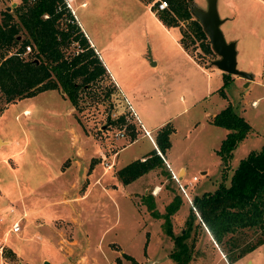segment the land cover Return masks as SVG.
<instances>
[{
	"label": "rangeland",
	"instance_id": "1",
	"mask_svg": "<svg viewBox=\"0 0 264 264\" xmlns=\"http://www.w3.org/2000/svg\"><path fill=\"white\" fill-rule=\"evenodd\" d=\"M154 1H150L153 11ZM193 1L205 7L206 0ZM72 4L122 88L98 80L78 91L73 110L59 89L6 104L0 99V135L11 140L0 148V264H135L123 252L138 264H175L169 256L175 248L173 240L163 231L162 218L150 215L143 195L151 194L160 212L174 194L179 196V210L170 215L172 231L178 234L193 210V196L212 190L221 179L222 165L212 147L218 146L224 128L208 122L209 113L230 103L250 125L246 138L232 150V165L264 141V0H216L223 36L235 42L236 66L251 74L249 79L230 74L222 86V71L213 64L217 54L200 49L188 20L179 21L187 31L186 51L203 72L190 63L186 67L188 62L178 53L177 29H163L143 2L72 0ZM7 5L12 3L0 0V11ZM154 57L157 63L151 66ZM128 90L138 121L122 92ZM140 119L146 124L160 126L168 121L172 125L170 151L187 165L180 182L191 203L169 176L162 158V165L129 184L109 177L118 164L149 151ZM121 128L124 135L116 137ZM131 132L136 133L133 141ZM72 137L83 150L97 153L93 157L98 160L97 172L106 171L100 182L87 176L88 158L67 166L74 153L75 146L69 147ZM97 149L109 161L116 156L111 167L103 168ZM231 170L229 164L225 184ZM15 218H20L17 233L8 231ZM197 221L195 217L185 239L191 244L186 264H264V241L241 258H233L242 246L262 236L260 229H240L233 234L237 246L225 241L217 248Z\"/></svg>",
	"mask_w": 264,
	"mask_h": 264
},
{
	"label": "trees",
	"instance_id": "2",
	"mask_svg": "<svg viewBox=\"0 0 264 264\" xmlns=\"http://www.w3.org/2000/svg\"><path fill=\"white\" fill-rule=\"evenodd\" d=\"M166 4L165 8L155 10L156 15L164 25L178 26L180 45L187 50V31L181 28L179 21L188 20L200 49L204 53H211L206 34L190 11L194 1L166 0ZM189 43H194V39H190ZM26 44L30 45V50L22 54ZM229 75L226 72L221 73V86L228 80ZM108 76L99 54L81 30L65 0H19L12 8L6 9L4 6L1 9L0 99L5 104L45 89L56 88L76 107L78 91L81 88H87L102 79H107L114 86ZM220 87L217 91L224 96ZM109 90L106 89L104 93L109 94ZM118 118L123 119L122 115ZM209 121L227 129L215 149L222 165L221 179L212 190L193 196V210L190 208L188 211L186 227L178 234L172 231L170 215L180 205L178 195L171 197L164 205L163 212L156 208L151 194L147 192L143 195L150 215L162 218L161 227L173 240L175 248L169 252V256L175 259V264H186L191 258V244L185 239L189 236L195 217H198L197 223L208 230L217 246L225 241L231 246H237L238 242L233 234L240 229L261 230L262 236L237 250L233 256L235 259L264 241V141L259 148L248 150L238 159L231 170L228 184H225V171L229 166L232 150L246 136L250 125L230 103L214 113ZM172 130L173 127L168 121L160 125L153 135L156 147L144 155L143 159L134 158L117 168V179L126 184L162 165L156 148L163 155L170 146L169 135ZM132 134L131 132L133 138L135 134ZM3 253L5 255L6 251ZM122 255L138 264L130 254L123 252Z\"/></svg>",
	"mask_w": 264,
	"mask_h": 264
},
{
	"label": "crops",
	"instance_id": "3",
	"mask_svg": "<svg viewBox=\"0 0 264 264\" xmlns=\"http://www.w3.org/2000/svg\"><path fill=\"white\" fill-rule=\"evenodd\" d=\"M18 1L19 0H8V3H11V2H15V4H17L18 3ZM68 2H69V4H70V7L72 8V10H73V12H74V17H75V19H76V21H77V23L79 24V26H80V28H81V30L83 31V33L85 34V36L88 38V40H89V42H90V44L93 46V48H94V50L99 54V57H100V59H101V61H102V63H103V65H104V67H105V69H106V72L108 73V75H109V77H110V79L113 81V83L115 84V85H117L120 89L122 88V86H121V84L118 82V81H116L115 80V78H113V76H112V74H111V71H110V69L108 68V66L105 64V62L103 61V57H102V55H101V53H100V51H99V49L96 47V44H95V42L92 40V38L90 37V35H89V32L87 31V29L83 26V23H82V21L80 20V19H78V17H77V15H76V12H75V6L72 4V0H67ZM139 1H141V2H143L145 5H146V7H147V9H149V11H150V13L154 16V18H155V21L158 23V25H160L163 29H165V30H167V29H177V33H178V36H177V39H176V44H177V47H178V53H181V55H182V57H184V60L185 61H187L188 63H186L185 65H186V67L188 68V67H190L189 66V63L191 64V65H193V67H195L197 70H199V71H204V68H203V66H201L199 63H197L192 57H191V55L180 45V43H179V36H180V34H179V28L177 27V26H166V25H164L159 19H158V17H157V15H156V12H155V10L153 11L152 10V5H150V1L149 2H147V1H142V0H139ZM84 3V1H81L79 4H83ZM206 5V4H205ZM6 7V6H5ZM223 20V19H222ZM156 63H157V61H156V58L154 57V59H152L151 60V62H150V64H151V66H155L156 65ZM157 72L158 71H156V72H154V75L156 76V74H157ZM158 75V74H157ZM243 84H247V82H243ZM52 89H56V88H52ZM119 89V90H120ZM46 90V89H45ZM124 90V89H123ZM126 90V89H125ZM43 91V90H42ZM59 92H60V95L62 96V97H64V95H63V93L60 91V90H58ZM39 92H41V91H39ZM122 92H124V94L126 95V94H129V90L128 91H122ZM127 96V95H126ZM130 96L128 95L127 96V100H130L129 102V104H130V106L132 107V109L134 110H137L136 109V107H135V103L133 102L132 103V100H131V98H129ZM16 100H18V99H16ZM15 100V101H16ZM224 106V105H223ZM222 106V107H223ZM221 107V108H222ZM73 106H72V110H73ZM184 108H186L185 106H183V108H182V110L184 109ZM24 112H26V109L24 108V109H22ZM71 110V111H72ZM134 110V111H135ZM219 110V109H218ZM218 110H216V111H211L210 113H209V115H208V118L206 119L208 122H210L209 120L211 119V117L213 116V114L214 113H216ZM138 111V110H137ZM174 115H176V112L175 113H173L172 115H170V116H174ZM142 118V117H141ZM143 119V118H142ZM141 120V119H140ZM145 119H143V121H144ZM143 122H142V120H141V124H142ZM211 123V122H210ZM143 126H144V128L146 129V130H148V132H149V135H150V137H148V136H146L144 133H142L141 135H145L146 137H147V139L150 141V145H151V147H150V149H149V151L152 149V148H155L156 147V145H155V143H154V140H153V138H152V136H153V133L155 132V130L159 127V123L158 124H156V123H143L142 124ZM222 128H224V127H222ZM227 132V129L226 128H224V130L221 132V134H220V140L224 137V135H225V133ZM171 134L172 133H170V135H169V140H170V137H171ZM248 134H246V136H247ZM246 136L238 143V144H240L241 142H243V140L246 138ZM136 138V133H135V135H134V137L132 138V140L131 141H133L134 139ZM0 139L2 140V143L0 144V148L4 145V144H9L10 142H11V140L9 139V138H6V137H3V136H1L0 135ZM220 140H219V143H220ZM131 141H129V142H131ZM129 142H127V144L129 143ZM69 144H70V148H72V147H74V153H72V157H68L69 158V160H70V164L69 165H67V166H71V167H75L76 165H77V163H78V161H80V160H85L86 158H88V160L90 159V161L88 162V166H87V169H86V172H87V176L88 177H90L91 179H92V181L93 182H100L101 181V179L103 178V176L106 174V171H103V169H102V171H100V172H97V166H96V162H98V160H96V159H94L93 157L97 154H94V153H92V151H86V150H83V146L79 143V144H77V141H76V139H75V137H72L71 139H70V141H69ZM124 146V145H123ZM171 146H172V142H171V140H170V146L165 150V152L163 153V155H162V157H163V160H164V164L165 163H167L168 165H169V167L170 168H172L173 170H177V172H180L181 171V175H180V177H184L185 176V174H186V170H187V165H186V163L184 162V161H181V160H179V158H177L175 155H173L172 154V152L170 151V149H171ZM218 146H219V144H218ZM217 146V147H218ZM217 147H212V150H215ZM248 150H250V149H248ZM100 152V149H97V151L96 152ZM149 151H146V152H144V153H142V154H139L138 156H135V157H133L132 159H134V158H140V159H142L143 157H144V155H146ZM248 151H246V153H247ZM119 153V152H118ZM245 153V154H246ZM85 156V158H82V156L83 155ZM244 154V155H245ZM217 155V154H216ZM243 155V156H244ZM218 156V155H217ZM219 157V156H218ZM99 158V157H98ZM240 158V157H239ZM238 158V159H239ZM132 159H130V160H132ZM238 159H237V161H238ZM115 160H116V156H114L113 157V160H112V164H114V162H115ZM129 160V161H130ZM237 161H236V163H237ZM128 162V161H127ZM126 162V163H127ZM219 162H220V160H219ZM236 163L234 164V165H232L231 164V162H230V159H229V164H230V167H234L235 165H236ZM125 164V163H124ZM123 163H121V164H118L117 166H116V169L117 168H119L120 166H122V165H124ZM112 166V165H111ZM110 166V167H111ZM104 169H107V168H105V167H103ZM151 170V169H150ZM149 171V170H148ZM206 170L205 169H203V170H201V172L202 173H204ZM146 173V172H145ZM144 174V173H143ZM143 174H141L140 176H142ZM140 176H138V177H140ZM109 177H111L112 179H116L117 180V182L119 183V180L117 179V177H116V175L114 174V175H111V176H109ZM137 177V178H138ZM137 178H135V179H137ZM134 179V180H135ZM134 180H132V181H134ZM132 181H130V182H132ZM129 182V183H130ZM129 183H126V184H129ZM113 184H115V182H113ZM158 188V186H156L155 187V191H156V189ZM144 191V190H143ZM126 193H130V192H128V191H126L125 192V194ZM155 193V192H154ZM155 198V197H154ZM169 200H167L165 203H167ZM180 206V205H179ZM177 210H179V207H178V209ZM26 213V212H25ZM39 223H44V222H39ZM36 225V227H38L37 226V224H35ZM203 228H204V230H205V232H206V234L208 235V237L212 240V242H213V244L215 245V247H217L218 248V246H217V244H215V242L213 241V239H212V237H211V235L209 234V232H208V230L203 226ZM218 252H219V254H220V256H222L223 258H224V256H223V252L220 250V249H218ZM246 254V253H245ZM244 256V255H243ZM242 257V256H241ZM241 257H239V258H241ZM239 258H237V259H239Z\"/></svg>",
	"mask_w": 264,
	"mask_h": 264
},
{
	"label": "water",
	"instance_id": "4",
	"mask_svg": "<svg viewBox=\"0 0 264 264\" xmlns=\"http://www.w3.org/2000/svg\"><path fill=\"white\" fill-rule=\"evenodd\" d=\"M12 5H7L6 9L13 7L15 2H11ZM190 11L193 16L199 21L204 33L206 34L207 41L213 52L217 54V58L213 60V64L222 72L229 74L240 75L246 79L251 78V74L244 70L237 68L235 60V42L233 40L226 41L223 33L219 27L222 22V18L219 17L216 0H206L204 8L195 4L191 5ZM2 140L0 139V144ZM46 264V261H44Z\"/></svg>",
	"mask_w": 264,
	"mask_h": 264
},
{
	"label": "built area",
	"instance_id": "5",
	"mask_svg": "<svg viewBox=\"0 0 264 264\" xmlns=\"http://www.w3.org/2000/svg\"><path fill=\"white\" fill-rule=\"evenodd\" d=\"M154 2H156V3L154 4ZM154 2H153L152 4L154 5V9H155V10L163 9V8H165L166 5H167V4H166V0H156V1H154ZM65 3H66V6H68V8L70 9V11H71L72 14H73V10H72V8L70 7L69 2H68L67 0H65ZM73 15H74V14H73ZM44 16H46V14H44ZM29 50H30V45H29V44H26V45L24 46V50H23L22 54L26 53V52L29 51ZM253 102H254V100H253ZM128 107H129V109L132 111L133 115L136 117V120L138 121L139 119L137 118V116H136L134 110H132V107L130 106L129 103H128ZM139 124H140V126L142 127L143 133H144L146 136L150 137L148 130H146L140 122H139ZM123 135H124V129H122V128H121V129H118V132H115V136H116V137H118V136H123ZM156 152H157V153L160 155V157L163 159L162 154L159 152V150H158L157 148H156ZM98 155H99L100 159L102 160V163H103V166H104V167L107 168V167H110V166L112 165V160H113L114 155H113V157H111V160H110V161L108 160L107 156H106L103 152H100ZM142 159H143V158H142ZM166 165H167L168 170H169V176L177 182V184H178V186L180 187V189L182 190L183 195L185 196L186 200H187L188 202L191 203L190 196L187 194V192H186V190H185V186L180 182V178H181V177H180V175L178 174L177 170H173L172 168H170L169 165H168L167 163H166ZM191 179H195V175H192V176H191ZM188 181H189V180H188ZM189 182H190V181H189ZM191 205H192V204H191ZM19 220H20V218H15V219L12 221L10 227L8 228V231H11V232L17 233V232L19 231V229H20V223H19Z\"/></svg>",
	"mask_w": 264,
	"mask_h": 264
}]
</instances>
